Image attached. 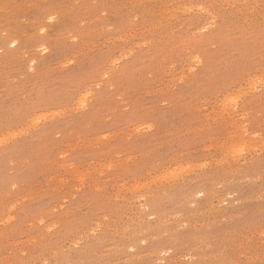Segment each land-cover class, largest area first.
Listing matches in <instances>:
<instances>
[{"label": "rangeland", "instance_id": "rangeland-1", "mask_svg": "<svg viewBox=\"0 0 264 264\" xmlns=\"http://www.w3.org/2000/svg\"><path fill=\"white\" fill-rule=\"evenodd\" d=\"M0 264H264V0H0Z\"/></svg>", "mask_w": 264, "mask_h": 264}, {"label": "snow or ice", "instance_id": "snow-or-ice-1", "mask_svg": "<svg viewBox=\"0 0 264 264\" xmlns=\"http://www.w3.org/2000/svg\"><path fill=\"white\" fill-rule=\"evenodd\" d=\"M231 103L232 104H235V103H237V101L236 100H232Z\"/></svg>", "mask_w": 264, "mask_h": 264}]
</instances>
